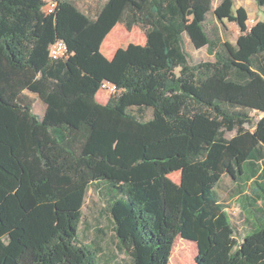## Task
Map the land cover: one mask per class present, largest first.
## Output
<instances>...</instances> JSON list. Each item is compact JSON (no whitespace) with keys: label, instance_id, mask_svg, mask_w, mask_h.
Masks as SVG:
<instances>
[{"label":"trees","instance_id":"16d2710c","mask_svg":"<svg viewBox=\"0 0 264 264\" xmlns=\"http://www.w3.org/2000/svg\"><path fill=\"white\" fill-rule=\"evenodd\" d=\"M184 4L214 61L188 54ZM248 21L234 0H105L94 13L58 0L52 14L0 0V264H115L80 239L90 189L130 264H170L178 239L196 244L195 264H264V21ZM217 22L237 25L235 43ZM118 24L146 42L107 58ZM105 82L118 92L103 104ZM225 176L253 190L240 238Z\"/></svg>","mask_w":264,"mask_h":264},{"label":"rangeland","instance_id":"374dc122","mask_svg":"<svg viewBox=\"0 0 264 264\" xmlns=\"http://www.w3.org/2000/svg\"><path fill=\"white\" fill-rule=\"evenodd\" d=\"M77 4L82 11H88L94 13L97 11L105 0H71ZM221 1V0H220ZM216 3L217 0H214ZM184 8L187 12V26L188 30L185 35V46L188 54L194 62L209 61L211 57L207 51V44L202 32L199 30L196 22L194 21L193 14L191 13L187 4H184ZM264 17L263 13L260 14ZM257 22H249V25H253ZM209 26L216 25V21L213 14L209 16ZM115 33L113 39H108L103 47L102 53L109 57L111 51H115L117 48H125L130 44L144 45L146 42V36L144 31L140 27H135L132 31H128L123 25ZM225 37L232 43L236 42L238 27L235 24L226 22V24L219 26ZM104 97L103 101H109L114 95H108L101 93ZM37 103V113L43 114V104L37 97L32 96ZM135 113L138 112L135 109ZM144 119L148 120L152 116L151 110H144L140 114ZM229 137L233 134H228ZM172 178L175 181H179V174H174ZM221 203L225 205L228 213L232 218V222L236 228L237 236L240 238V234H244V215L242 214L241 201L244 196L252 195L253 190L250 185H246L239 181H234L230 177L225 176L222 178L220 185L217 188ZM261 205V204H260ZM107 199L99 195L94 190H89L85 206L83 209V220L80 226V239L86 244L95 245L98 243L103 252L101 258L103 261L109 260L110 256H117L115 264H130V258L118 250L117 240L113 232L112 219L108 211ZM197 255V246L194 243L178 239L172 251L170 264H195V256ZM105 263V262H104Z\"/></svg>","mask_w":264,"mask_h":264},{"label":"crops","instance_id":"0c3cea01","mask_svg":"<svg viewBox=\"0 0 264 264\" xmlns=\"http://www.w3.org/2000/svg\"><path fill=\"white\" fill-rule=\"evenodd\" d=\"M222 1V0H221ZM220 0H217V2L215 3L214 2V0H213V7H214V9L215 8H217V6L220 4V2H221ZM235 1V8L236 9H238V8H244L247 12H248V16H249V21H248V23H247V25H248V27H249V29H251L253 26H255L258 22H261V21H264V17H261L260 16V14L261 13H263V10H264V8H259L258 7V5H257V3H256V0H234ZM255 19H257V22L256 23H254L253 25H249V22H254L255 21ZM217 24H218V26H220V25H223V24H226V22H224L223 24H220V23H218L217 22ZM232 24H234V23H232ZM236 25V24H235ZM237 26V25H236ZM120 27H122L121 26V24H118L115 28H114V30L109 34V36L107 37V39H106V41L108 40V39H113V36L115 35V33H117L116 31L117 30H119L120 29ZM237 38H238V36H239V34H240V32L238 31L237 32ZM222 35H223V33H222ZM224 36V35H223ZM115 37V36H114ZM224 39H225V37H224ZM105 41V42H106ZM184 41H185V36H184ZM104 42V43H105ZM104 45V44H103ZM136 45H140V44H136ZM145 45V44H144ZM103 47V46H102ZM119 48H117V49H115V51H112V50H110L111 51V53H110V55H109V57H107V58H112L113 57V55H114V53L118 50ZM210 56V55H209ZM211 57V59L209 60V61H214V58L212 57V56H210ZM194 61V60H193ZM101 93H103V92H100L99 94H98V96H97V98H98V100H99V102H101V103H103V104H106L108 101H103L104 99V97L101 95ZM106 94V93H105ZM39 100V99H38ZM40 101V100H39ZM41 102V101H40ZM36 106H37V103L35 104V112L37 113V108H36ZM44 111H45V106L43 105V113H44ZM38 115H43V114H40V113H37ZM90 190H94V189H90ZM95 191V190H94Z\"/></svg>","mask_w":264,"mask_h":264},{"label":"built area","instance_id":"2783aa9c","mask_svg":"<svg viewBox=\"0 0 264 264\" xmlns=\"http://www.w3.org/2000/svg\"><path fill=\"white\" fill-rule=\"evenodd\" d=\"M58 0H45V12L46 14H52L57 7ZM67 47L63 42H58L51 47V55L54 59H59L67 54ZM101 92L108 95H115L118 92L116 85H112L108 82L102 84Z\"/></svg>","mask_w":264,"mask_h":264}]
</instances>
